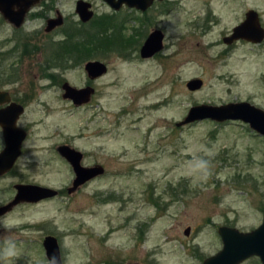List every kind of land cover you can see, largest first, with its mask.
I'll list each match as a JSON object with an SVG mask.
<instances>
[{"label": "rangeland", "instance_id": "1", "mask_svg": "<svg viewBox=\"0 0 264 264\" xmlns=\"http://www.w3.org/2000/svg\"><path fill=\"white\" fill-rule=\"evenodd\" d=\"M88 1L99 41L81 46L83 58L108 70L81 108L63 98L61 85L84 86V63L64 67L67 60L53 56L78 23L76 0H46L18 30L0 13V90L26 95L21 125L31 134L16 166L0 175V206L20 182L61 191L0 217V264H50L47 235L57 237L63 264H202L223 247L219 227L250 231L263 221L264 136L241 121L177 123L200 104L249 101L264 109V41L224 42L250 9L264 22V0H160L145 14L127 8L119 17L105 0ZM57 12L65 24L47 36ZM156 29L164 48L142 58ZM195 78L203 86L193 91L187 82ZM62 143L105 174L69 193L74 172L56 151ZM5 249L13 253L7 259Z\"/></svg>", "mask_w": 264, "mask_h": 264}, {"label": "water", "instance_id": "2", "mask_svg": "<svg viewBox=\"0 0 264 264\" xmlns=\"http://www.w3.org/2000/svg\"><path fill=\"white\" fill-rule=\"evenodd\" d=\"M22 1L26 3L24 7L19 11H14L13 7L21 4ZM38 1L0 0V12L7 20L19 27L24 22L25 15L30 7ZM105 1L116 9L126 4L129 7H135L143 11L147 10L154 2V0ZM90 7L91 4L84 0H79L77 3V12L85 22L93 17V11ZM62 24L63 18L59 15L55 19L49 20L46 30L49 32ZM163 40L164 33L161 30L152 31L141 47V57L150 58L160 52L164 48ZM238 40H246L255 44L264 41V27L260 22V15L257 10L250 9L247 12L245 21L236 26L231 35L224 37L226 44H232ZM85 70L90 78L96 79L107 72L108 66L101 60H90L86 63ZM202 86L203 80L201 78H195L187 82V87L193 91L200 89ZM63 89V97L71 99L76 105L89 103L95 92L92 87L77 88L69 82L64 83ZM7 112L9 114L7 119H0L5 136V147L0 152V175L13 168L16 160L21 155L22 143L26 137L25 132L16 125V119L21 110L15 111L13 108H9ZM204 119L219 123L241 121L264 136V109L249 101L230 102L221 105H195L190 108L185 119L178 122L177 125L183 126ZM58 151L61 156L69 161L75 173V179L72 187L69 188V193L75 192L82 185L105 172V168L99 164L91 167L83 166V153L71 145L63 144L58 148ZM16 189L17 192L14 198L9 203L0 206V217L22 202L36 203L59 194L57 189L36 184H18ZM189 233L190 228L186 230V234L189 235ZM218 233L223 242V247L217 254L205 259L203 264H242L254 256L259 257L262 264H264V216L262 223L250 231H242L236 227L223 225L219 227ZM43 246L50 264H63L61 247L56 236L47 235L43 241Z\"/></svg>", "mask_w": 264, "mask_h": 264}, {"label": "flooded vegetation", "instance_id": "3", "mask_svg": "<svg viewBox=\"0 0 264 264\" xmlns=\"http://www.w3.org/2000/svg\"><path fill=\"white\" fill-rule=\"evenodd\" d=\"M78 1L79 0H76V13H77V15H78V19L76 20L78 23H77V25H75L73 28H70L71 30L69 31V29L67 30V31H65V34L66 33H73V34H75L76 35V39H82L83 38V42L81 43V42H79V40H76L75 41V43H76V45L77 46H82V47H85V46H87V47H92L91 45L93 44V37H92V30H90L91 29V24L94 22V20H97V15L95 14V12H94V6H93V4L90 2V1H88V0H84V1H86L87 3H90L91 4V7H90V9L93 11V17L89 20V21H87V22H85V21H83L82 19H81V17H80V15H79V13L77 12V3H78ZM156 1H160V0H154V2L152 3V5L147 9V10H145V11H143V10H139V9H137V8H135V7H129L128 5H126V4H123L120 8H118V9H116V8H114V7H112L108 2H106V5H107V7H108V9H109V11L111 12V13H108V14H110V16L112 15V16H115V17H119V14L122 12V10H124V9H127V8H129L130 10L131 9H136L137 11H140L141 12V15L142 14H145L147 11H149V9L153 6V4L154 3H156ZM44 3H46V0H39L38 2H36L35 4H33L31 7H30V9H29V11L26 13V15H25V19H24V22L23 23H25V21H26V18H27V15L31 12V10L32 9H34V8H44L46 5H44ZM26 3H25V1H22L21 2V4H19V5H15L14 7H13V10L14 11H19L22 7H24V5H25ZM248 12V11H247ZM247 12H246V14H245V18L242 20V21H240L236 26H238V25H240L242 22H244L245 21V19H246V15H247ZM1 13V12H0ZM2 14V13H1ZM105 14H107V13H105ZM3 15V14H2ZM59 15H61V14H59V12H57V17L59 16ZM104 15V14H103ZM260 15V14H259ZM62 16V15H61ZM4 17V16H3ZM5 18V17H4ZM56 17H51V18H48L47 19V25H48V22H49V20L50 19H55ZM62 18H63V24L62 25H64L65 24V18L62 16ZM6 19V18H5ZM7 20V19H6ZM8 22H10L9 20H7ZM260 22H261V24H262V26L264 27V22H262V20H261V16H260ZM13 26H14V28L16 29V30H18V29H20L22 26H23V23H22V25L21 26H19V27H17V26H15L12 22H10ZM61 25V26H62ZM236 26H234L233 27V29L236 27ZM59 27V26H58ZM56 29H57V27H56ZM46 31V35L48 36V35H55V34H57V33H55L53 30H51L50 31V33L47 31V30H45ZM233 31V30H232ZM232 33V32H231ZM231 33L229 34V35H231ZM66 36H67V34H66ZM65 36V37H66ZM228 36V35H227ZM239 41H246V40H238V41H235V42H239ZM235 42H233V43H235ZM248 43H251V44H254V45H256L255 43H252V42H249V41H247ZM82 44V45H79V44ZM58 44V43H57ZM59 44L60 45H62V42L60 41L59 42ZM261 44V43H260ZM60 45H58V46H60ZM143 45V44H142ZM142 45H141V47H142ZM141 47H140V49H139V53H140V50H141ZM88 61H90L89 59L88 60H82V61H80L79 60V58H76V59H74V60H69L68 61V63H67V66H78V65H81V64H83L84 63V69H85V65H86V63L88 62ZM104 62V61H103ZM105 63V62H104ZM106 64V63H105ZM62 67V65H57V67ZM66 66V67H67ZM108 66V65H107ZM63 68V67H62ZM44 71V70H43ZM86 71V70H85ZM40 77H42L41 76V74H38ZM44 76H46V77H49V79H53V75H51V74H47V75H44ZM57 76H59V75H57ZM54 78H55V76H54ZM88 78H89V81H87L86 82V84L84 85V86H82V87H77V88H85V87H92V88H94V94L96 93V89H95V87L93 86V82L95 81V79H92V78H90L89 76H88ZM65 82H67V81H63V83H62V85H61V87H62V89H63V85H64V83ZM74 86V85H73ZM76 87V86H75ZM0 100H1V102H0V119H2V118H4L5 120L7 119V115L9 116V114H8V112H7V110H9V108H13L15 111H17V110H21V113L20 114H18V116H17V119H16V125H17V127L20 129V130H22V131H24L25 132V135H26V137H25V139H24V141H23V143H22V147H21V149H22V152H21V155H22V153H23V145H24V143L30 138V130L28 129V127L27 126H25V125H21V120H22V118L24 117V115H25V113L27 112V101H26V95L24 94V96L22 97V96H19L18 94H17V92H16V90H15V88H11V89H9V90H0ZM63 94H64V89H63ZM94 94L92 95V97H91V100H90V102L92 101V98H93V96H94ZM63 96V95H62ZM64 98V97H63ZM64 99H66V100H68L69 102H71V104L74 106V107H76V108H81V107H84V106H87L89 103H87V104H83V105H76L71 99H68V98H64ZM17 115V114H16ZM0 129L2 130V134H3V139H4V147H5V136H4V129H3V127H2V125H1V120H0ZM63 144H67V145H71V144H69V143H62V144H60V145H58L57 146V148H56V151L58 152V154L60 155V153H59V151H58V148L61 146V145H63ZM72 146V145H71ZM75 148V147H74ZM4 149V148H3ZM3 149H1L0 150V152L3 150ZM79 150V149H78ZM21 155L18 157V159L16 160V162H15V164H14V166H13V168L16 166V164H17V162H18V160L20 159V157H21ZM61 156V155H60ZM62 158H64L63 156H61ZM65 159V158H64ZM83 159H84V154H83ZM83 159H82V165L83 166H85V167H91V166H95V165H97L98 163H94V164H92V165H85V164H83ZM66 161H67V163L71 166V164L69 163V161L67 160V159H65ZM99 165H101V164H99ZM104 167V166H103ZM12 168V169H13ZM71 168H72V166H71ZM105 168V167H104ZM11 169V170H12ZM10 170V171H11ZM72 170H73V168H72ZM73 172H74V170H73ZM104 174H105V172H104ZM104 174H102V175H104ZM102 175H99V176H97V177H95V178H93L92 180H94V179H96V178H98V177H100V176H102ZM74 179H75V173H74ZM74 179H73V181H74ZM92 180H90V181H92ZM73 181H72V183H73ZM89 181V182H90ZM88 183V182H87ZM87 183H85V184H87ZM18 184H36V185H41V186H46V185H42V184H39V183H31V182H20V183H16V184H14V188L16 189V185H18ZM84 184V185H85ZM83 186V185H82ZM46 187H50V188H53V187H51V186H46ZM69 188L70 187H67V190H69ZM55 189V188H54ZM58 190V189H57ZM16 192H17V189H16ZM61 194V191L59 190V195ZM22 203H29V202H22ZM30 204V203H29ZM217 253V252H216ZM215 253V254H216ZM207 258V257H206ZM205 258V259H206ZM252 258V257H251ZM251 258H249V259H251ZM254 258H258L259 260H260V262H261V259L259 258V257H257V256H254ZM204 259V260H205ZM249 259H247L246 261H248ZM246 261H244V262H246ZM204 262V261H203ZM243 262V263H244ZM203 264V263H202ZM261 264H262V262H261Z\"/></svg>", "mask_w": 264, "mask_h": 264}, {"label": "trees", "instance_id": "4", "mask_svg": "<svg viewBox=\"0 0 264 264\" xmlns=\"http://www.w3.org/2000/svg\"><path fill=\"white\" fill-rule=\"evenodd\" d=\"M67 37H68V40L63 42L64 44L60 45V47H56L53 51V56L54 57L56 56V60L59 58L67 60L66 62L63 63L64 67L67 66V63L70 60L69 58H71V57H74V58L78 57L80 59H84L83 57L87 56V51H86V53L84 51H82V50H84V48H81V46L75 45L74 38L76 39V36L74 37L73 34H67ZM97 37H99L98 34H96V38H93L94 42L99 41V39ZM98 43H100V42H98ZM93 56H95V55H93ZM86 58H88V57H86Z\"/></svg>", "mask_w": 264, "mask_h": 264}, {"label": "clouds", "instance_id": "5", "mask_svg": "<svg viewBox=\"0 0 264 264\" xmlns=\"http://www.w3.org/2000/svg\"><path fill=\"white\" fill-rule=\"evenodd\" d=\"M13 253L11 251H9L8 249H5L3 252V256L5 257V259H7L8 257L12 256Z\"/></svg>", "mask_w": 264, "mask_h": 264}]
</instances>
